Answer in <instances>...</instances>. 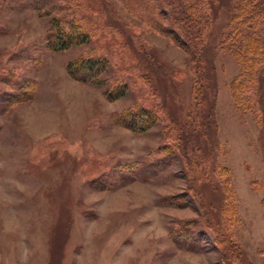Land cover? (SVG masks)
Segmentation results:
<instances>
[{"label": "rangeland", "instance_id": "rangeland-1", "mask_svg": "<svg viewBox=\"0 0 264 264\" xmlns=\"http://www.w3.org/2000/svg\"><path fill=\"white\" fill-rule=\"evenodd\" d=\"M36 1L0 0V264H264V0Z\"/></svg>", "mask_w": 264, "mask_h": 264}, {"label": "trees", "instance_id": "trees-1", "mask_svg": "<svg viewBox=\"0 0 264 264\" xmlns=\"http://www.w3.org/2000/svg\"><path fill=\"white\" fill-rule=\"evenodd\" d=\"M57 1H61V0H37L35 2L36 3L35 5L38 6L39 8L44 9L45 10L44 13H48V11H51V9L55 6ZM69 1L70 0H63L62 3L65 4V2L68 3ZM60 6L62 5L58 4L57 8ZM180 12H183V9H181ZM75 18L76 20L77 19L78 20L76 21ZM75 18L72 21L65 20V17L63 15H57L56 18H54L56 23L53 24L52 29L46 34L49 39L48 41L50 42V45L53 46V48L61 50V49H66L68 46L72 44H81L88 41L90 34L87 33L86 31H83L80 28H77L76 26L78 25L77 22L81 17L80 18L75 17ZM64 23L69 24L70 29L64 27ZM189 37H190V32H188L187 30L185 32V39ZM200 42L202 43V40H200ZM192 54L195 55L193 49H192ZM101 60L102 59H100L99 55L81 57V59H79L77 62L72 64L71 68H69V71L74 77H77L78 79L92 80L101 70V66L99 65ZM192 61L194 62V65H196L195 76L197 82L201 81L200 78L201 64L197 61V59H195V56ZM137 111H132L130 113L131 117L134 119L135 122L136 120L142 122L141 118H143L144 120L145 117H142V115ZM140 122L138 124H140Z\"/></svg>", "mask_w": 264, "mask_h": 264}]
</instances>
